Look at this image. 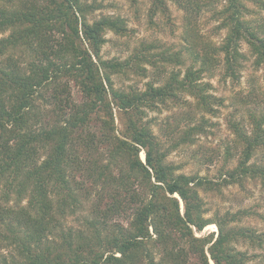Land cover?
Instances as JSON below:
<instances>
[{
    "label": "trees",
    "instance_id": "16d2710c",
    "mask_svg": "<svg viewBox=\"0 0 264 264\" xmlns=\"http://www.w3.org/2000/svg\"><path fill=\"white\" fill-rule=\"evenodd\" d=\"M168 1L184 13V50L143 41L129 57L103 60L107 32L125 37L129 31L118 17L89 23L99 5L0 0V264H250L252 257L237 246L264 243L261 234L240 225L253 216L264 221V214H209L199 194L213 186L242 188L247 181L264 187V106L247 112L248 128L229 121L237 162L220 172L219 183L178 173L146 119L147 111L166 108L168 100L214 114V105L223 102L209 93L204 76L222 65L223 79L238 81L246 60L242 43L264 79V19L249 17L258 14L250 6L264 11V1L223 0L214 10L213 0H152L150 19L167 17ZM203 11L211 12L217 31H225L218 45L200 33ZM140 64L180 66L184 75L173 72L154 86L157 78L144 91L114 89L112 76L144 72ZM71 83L82 96L79 104L72 100ZM37 102L56 104L51 123L30 124ZM173 119L166 129L180 135L175 145H193L206 133L203 116L194 124L192 114L183 115L182 126ZM93 120L99 123L96 132L89 129ZM226 150L229 162L233 155ZM76 174L82 183L75 182ZM85 183L104 207L95 205L85 226L73 229L65 219L79 210L81 196L89 198ZM121 218L129 221L126 226ZM210 225L216 234L196 235Z\"/></svg>",
    "mask_w": 264,
    "mask_h": 264
},
{
    "label": "rangeland",
    "instance_id": "374dc122",
    "mask_svg": "<svg viewBox=\"0 0 264 264\" xmlns=\"http://www.w3.org/2000/svg\"><path fill=\"white\" fill-rule=\"evenodd\" d=\"M83 1L87 4L95 3L100 6L88 16L89 23L102 16L118 17L126 22V27L129 31L127 36L118 37L112 32H107L105 38L108 41L101 51L103 60L129 57L143 41L172 46L174 50H184L185 48V41L182 39L184 27L186 26L184 13L172 1L167 2L169 8L167 17L157 15L153 19H150L149 15L152 0ZM213 2L215 3L214 10H217L225 3L223 0H213ZM250 9L258 13L256 16L255 14L249 15L251 19H264L263 10L258 12L256 7L251 6ZM212 19L211 12L203 11L198 18L199 30L208 41L218 45L222 41L225 31H217L218 23ZM241 49L246 60L243 62L238 81L233 82L230 78L223 79L222 65L218 66L212 75L204 76L203 81L209 82L212 87L209 93L221 98L223 102L221 106L214 105L216 108L214 114L198 113L195 112L194 107L191 108L185 105L181 107L177 102H170L169 100L165 105L166 108L157 111H147L146 119L152 122L153 132L162 141L163 147L170 150L166 161L180 167L178 173L187 176H198L212 183H219L220 172L224 168H232L236 165L238 146L236 147L235 136L229 129V121L242 123L248 128L247 112L254 107L264 106L263 69L254 65V56L250 53L245 43H242ZM160 65L156 64L155 67H152L148 64H140V70L144 69L145 73L143 71L139 74L130 72L124 76H112L113 87L124 91L132 89L144 91L146 90V84L153 82L157 78L161 81L154 82V86L168 81L173 72H178L180 77L184 75V68L180 66ZM142 74L145 76H141ZM69 89L72 100L77 104L81 103L83 100L78 88L71 83ZM182 99L187 102L193 101L188 96ZM55 105L53 102H37L36 106L38 107L30 116V124L38 126L41 123H51L54 111L57 110ZM189 113L194 116V124H199L201 116L207 120L208 124L205 125L206 133L204 136H196V141L193 145H175L179 141L180 135L171 134L167 131V124L174 123L173 118H175L181 121L179 126H182V116ZM113 116L114 125L120 130V113L116 108L113 109ZM37 118H39V124L35 123ZM89 129L91 132L98 131L99 123L93 120L89 125ZM226 149H229L233 155L229 162L225 161ZM102 152L104 151L102 150ZM139 156L142 160L144 159L142 152ZM259 158L260 156H257L253 161H257ZM82 180L80 174L75 175V182L82 183ZM84 188V192L89 193V198L80 197L81 206L79 210L74 215L66 216L65 226L67 227L82 229L85 226L84 219L92 218L95 205L101 203L100 208L104 207V201L99 202L96 191L90 187V184L85 183ZM199 194L209 210V214H213L216 211L220 213L225 211L236 212L240 209H251V212L253 210L255 213L264 214V187L258 182L247 181L242 188L237 185L229 187L219 186V188L213 186L211 190H200ZM23 204H25V201ZM180 209L183 210L182 203H180ZM119 221L124 226L129 222L122 220V218ZM240 225L254 229L258 234L262 235L264 240V221L258 217L245 218ZM216 231L215 225H210L196 235L205 236L212 232L216 234ZM237 249L248 252L252 257L250 264H264V243L260 247L242 244L238 245Z\"/></svg>",
    "mask_w": 264,
    "mask_h": 264
},
{
    "label": "bare ground",
    "instance_id": "6f19581e",
    "mask_svg": "<svg viewBox=\"0 0 264 264\" xmlns=\"http://www.w3.org/2000/svg\"><path fill=\"white\" fill-rule=\"evenodd\" d=\"M216 228V227H215ZM212 230H214V229H212Z\"/></svg>",
    "mask_w": 264,
    "mask_h": 264
}]
</instances>
